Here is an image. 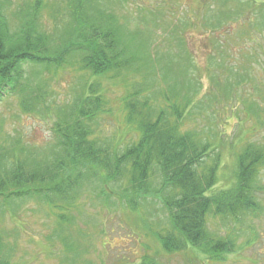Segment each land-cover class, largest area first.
Instances as JSON below:
<instances>
[{
    "label": "trees",
    "instance_id": "16d2710c",
    "mask_svg": "<svg viewBox=\"0 0 264 264\" xmlns=\"http://www.w3.org/2000/svg\"><path fill=\"white\" fill-rule=\"evenodd\" d=\"M165 1L166 8H176L174 0ZM165 1L151 3L159 10ZM232 1L237 0L211 1L219 10L213 20L212 7L202 4L204 28L217 29L221 16L239 19L238 12L224 10ZM247 2L264 10V0ZM130 3L135 0H25L12 10L11 0H0V101L11 95L23 112L48 117L54 137L39 147L7 133L4 121L0 124V264H11L5 253L10 238L2 226L5 216L17 217L33 203L55 218L53 240L65 250L66 264H80L89 254L92 236L76 228L87 202L96 201L102 210L137 212L142 221L144 204L161 205L162 225L146 223V235L157 249L147 245L137 264H165L163 255L178 254L195 264H223L243 248L245 220L261 212L264 145L247 142L236 154L233 184L213 192L224 166L225 135L213 133V125L210 131L191 128L194 121L208 124L211 109L216 116L213 100H207L210 92L201 94L192 62L180 68L162 63V53L153 55L156 31L167 24L164 15L149 7L126 10ZM182 21L165 41L168 49L179 47L176 57L190 56L181 34L189 25ZM249 25L254 33L264 28L254 20ZM66 70L80 74L82 81L68 101H57L51 83ZM234 72L226 65L228 87L214 84L225 97L231 96L230 87L242 88ZM242 76L246 84L245 68ZM103 78L129 83L119 100L125 125L137 137L129 144L101 135L104 116L113 113ZM241 95H234L230 112L234 102L244 104ZM224 96L222 105L230 103ZM256 106L253 101L249 110ZM217 219L232 227L223 233L215 228Z\"/></svg>",
    "mask_w": 264,
    "mask_h": 264
},
{
    "label": "rangeland",
    "instance_id": "374dc122",
    "mask_svg": "<svg viewBox=\"0 0 264 264\" xmlns=\"http://www.w3.org/2000/svg\"><path fill=\"white\" fill-rule=\"evenodd\" d=\"M11 1V9L15 10L25 0ZM211 1L213 0H174L176 8L173 9L166 8L165 1L159 10H155L156 4H152L151 0H135V3L128 4L125 9L139 10L141 7L143 9L149 7L152 9L150 12H161L167 24L156 31L158 37L153 43V55L162 53L164 56L162 63L172 62L180 68L183 64L190 65L192 62L195 66V72L192 71V74L195 73L194 79L200 78L203 87L201 94L210 92L207 100L209 98L213 100L212 108L218 118L211 109L207 114L208 124L205 121H194L191 128L206 129L207 126V130L210 131L213 125V133L218 130L225 135V147L222 149L224 166L219 172L218 184L213 190L215 192L227 188L235 181L236 154L241 152V148L247 142L264 145V28H261L264 25V10L259 7L257 10L248 7L250 3L247 0L229 2L224 10L238 12L240 15L236 17L239 19L229 21L221 16L223 23L212 31L204 28V20L199 14L202 4L209 3V8L212 7L211 15L213 14L209 18L212 17L213 20L217 17L218 7ZM11 9L8 10L9 14ZM45 15L49 18L47 14ZM180 20H183L182 25L186 23L189 25L187 29L183 28L181 34L187 41L191 57L189 55L176 57V50L179 47L168 49L165 42L171 37L174 26L180 24ZM250 20H254L255 25L260 24L261 30H258L260 32L251 31ZM226 65L232 66L235 71L234 78L242 87L241 90L237 86L230 87L229 97H225L223 92L214 86L219 81L222 87H228ZM244 68L245 76L249 79L246 84L241 81ZM81 81L80 74L72 70L60 71L51 83L56 100L68 101L79 90ZM121 81L120 78H103L101 81L102 88L112 100L113 106V113L104 116L101 135L114 139L115 144L122 143L123 146L137 137L126 127L124 114L120 110L119 100L125 92V86L129 84H123ZM160 86V89L166 87L161 78ZM212 86L216 87L214 91ZM157 88L155 90H158ZM239 92L246 101L243 100L244 104L234 102L235 108L230 112L229 106L235 98L234 95ZM221 94L225 101L229 99L230 103L225 102L222 105ZM253 101L259 103V106L255 107L256 111L249 110ZM2 122L7 133L22 136L25 142L39 147L45 146L54 138L52 120L44 115L23 112L18 105V99L11 95H6L0 101V124ZM230 143L233 145L229 146ZM261 177L264 184V169ZM261 201V212L245 220L246 232L240 237V246H243L240 253L231 255L223 264H264V196H261ZM40 206L42 204H29L17 212V217L11 218L10 214L5 216L2 226L6 235L10 236L5 241V253L9 254L11 264H66L65 250L53 240L54 231L57 229L55 218L49 214V210ZM102 209L105 208L99 207L96 201L87 202L82 211L83 215L76 219L78 226L76 228L92 236L89 241V254L80 259V264H137L147 251V245L154 250L157 249L153 238L146 235V223L162 225L165 215L161 205L144 204L141 208L144 221L137 212L131 213L121 208ZM214 223L215 228L223 233L226 227H232V222L229 226L219 219ZM98 227L104 230V235L99 234ZM48 237H52L53 241H48ZM254 237L256 240L253 243L248 242ZM162 259L165 264H195L187 261L183 254L163 255Z\"/></svg>",
    "mask_w": 264,
    "mask_h": 264
}]
</instances>
